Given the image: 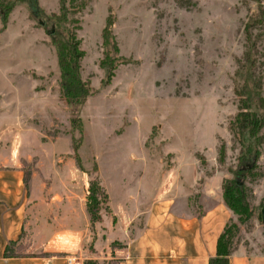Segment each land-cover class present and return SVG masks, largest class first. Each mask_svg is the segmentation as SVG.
I'll list each match as a JSON object with an SVG mask.
<instances>
[{"label":"rangeland","instance_id":"1","mask_svg":"<svg viewBox=\"0 0 264 264\" xmlns=\"http://www.w3.org/2000/svg\"><path fill=\"white\" fill-rule=\"evenodd\" d=\"M68 2L89 88L80 106L59 96L50 41L59 0H0V165L17 163L33 187L30 221L12 251L38 253L55 229L75 226L70 219L97 184L82 264H116L112 251L138 233L158 188L182 193L197 212L205 184L222 194L223 181H236L251 216L238 222L231 213L232 248L264 253V144L253 168L239 164L229 127L247 52L264 98V19L249 43L244 34L264 0Z\"/></svg>","mask_w":264,"mask_h":264},{"label":"crops","instance_id":"2","mask_svg":"<svg viewBox=\"0 0 264 264\" xmlns=\"http://www.w3.org/2000/svg\"><path fill=\"white\" fill-rule=\"evenodd\" d=\"M211 188L209 184L202 188L196 200L197 212L188 209L190 201L182 193L174 194L172 189V197H168L158 188L145 203L138 233L115 248L110 259H115L116 264H207L215 254L217 237L232 215L223 204L220 189ZM32 195L33 187L20 165H0V264H68L69 259L82 264L88 233L84 200L78 214L70 219L76 225L55 229L40 252L25 250L18 257H4L9 243L24 238L33 207ZM128 220L123 221L121 230L123 224H130ZM228 264H264V253L232 248Z\"/></svg>","mask_w":264,"mask_h":264},{"label":"trees","instance_id":"3","mask_svg":"<svg viewBox=\"0 0 264 264\" xmlns=\"http://www.w3.org/2000/svg\"><path fill=\"white\" fill-rule=\"evenodd\" d=\"M66 0H59V15L52 14L51 45L54 48L56 64L58 69L57 85L59 96L66 104L80 106L89 96V88L85 81L81 80V60L83 52L79 48V41L76 39L75 32L78 29L77 22L68 19L64 10ZM257 3L258 0H255ZM72 0L68 2L71 6ZM258 19L244 25L245 42L250 41L249 29L254 25H261L264 19V12L261 5H258ZM65 26V28H63ZM55 29L57 32L55 33ZM104 29L103 32H105ZM103 46H107L104 37ZM254 44H249L251 49ZM245 68V79L242 81L239 90H235L238 97V111L229 124L234 142L239 147L238 163L252 164L257 160L259 149L264 144V98L259 94L261 88V74H254V60L250 58V52L245 55L242 63ZM109 69L106 76L107 81L111 77ZM238 75V74H237ZM221 156V155H220ZM243 170L234 173L235 177H241ZM247 174L251 173V168L245 169ZM97 184L89 185L85 195V209L90 221H94L97 216L98 202L94 195L98 191ZM222 201L224 206L237 217L238 222L245 221L251 214L245 201V195L241 183L223 181L221 185ZM237 229L235 225L224 226L222 232L216 239L215 254L208 259L207 264H228V256L232 251L233 240ZM22 239L9 243L4 251V257H18L21 252L12 251L18 248ZM83 264H97L95 260H85Z\"/></svg>","mask_w":264,"mask_h":264},{"label":"water","instance_id":"4","mask_svg":"<svg viewBox=\"0 0 264 264\" xmlns=\"http://www.w3.org/2000/svg\"><path fill=\"white\" fill-rule=\"evenodd\" d=\"M260 221L264 223V206L260 210Z\"/></svg>","mask_w":264,"mask_h":264},{"label":"built area","instance_id":"5","mask_svg":"<svg viewBox=\"0 0 264 264\" xmlns=\"http://www.w3.org/2000/svg\"><path fill=\"white\" fill-rule=\"evenodd\" d=\"M67 263H68V264H75V260H74V259H69V260L67 261Z\"/></svg>","mask_w":264,"mask_h":264}]
</instances>
